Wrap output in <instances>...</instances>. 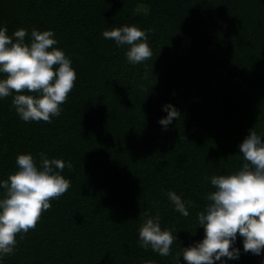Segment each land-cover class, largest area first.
<instances>
[{"label": "trees", "instance_id": "16d2710c", "mask_svg": "<svg viewBox=\"0 0 264 264\" xmlns=\"http://www.w3.org/2000/svg\"><path fill=\"white\" fill-rule=\"evenodd\" d=\"M133 24L152 51L138 64L128 62V45L102 35ZM0 25L10 36L26 29V43L33 28L54 30V47L76 72L51 122L22 120L15 90L0 98V181L26 152L37 164L41 153L63 160L71 181L34 228L17 233L2 264H174L204 236L198 212L215 190L211 177L239 169L249 128L264 133V0H0ZM169 102L181 117L164 129ZM169 190L192 202L188 216ZM157 213L176 235L168 256L139 245L146 214ZM236 245L242 250L239 233ZM228 264L264 260L241 251Z\"/></svg>", "mask_w": 264, "mask_h": 264}, {"label": "clouds", "instance_id": "9594fccd", "mask_svg": "<svg viewBox=\"0 0 264 264\" xmlns=\"http://www.w3.org/2000/svg\"><path fill=\"white\" fill-rule=\"evenodd\" d=\"M27 30L19 28L11 36L6 25H0V98L17 93L12 104L24 121H48L59 116L60 105L67 99L76 80L71 59L58 47L54 30L33 28L30 42H25ZM106 39H113L118 46L128 45L126 57L129 63L138 64L152 56L145 30L136 25H122L103 31ZM24 90L36 95L22 94ZM166 115L158 123L167 129L180 111L172 104L162 105ZM242 164L228 175H214L211 184L215 190L206 195L204 210L198 212V223L204 228L202 239L184 247L174 257L187 264H228L238 260L241 251L251 252L264 260V133L253 127L239 143ZM18 169L6 180L0 181L5 190L0 198V264L6 255L15 251L16 235L36 226L41 213L51 207L50 200L64 194L71 181L61 174L65 162L49 159L41 153L37 164L31 153L16 157ZM68 168L72 165L69 162ZM175 210L189 215L192 202L186 201L173 190L167 193ZM139 228V245L151 247L161 256L171 253L176 235L170 228H161L160 215L146 214ZM243 248L236 245L237 234ZM145 264H157L148 260Z\"/></svg>", "mask_w": 264, "mask_h": 264}, {"label": "rangeland", "instance_id": "374dc122", "mask_svg": "<svg viewBox=\"0 0 264 264\" xmlns=\"http://www.w3.org/2000/svg\"><path fill=\"white\" fill-rule=\"evenodd\" d=\"M189 39L188 38H185L181 41V44H180V52L181 53H185L187 48L189 47Z\"/></svg>", "mask_w": 264, "mask_h": 264}]
</instances>
